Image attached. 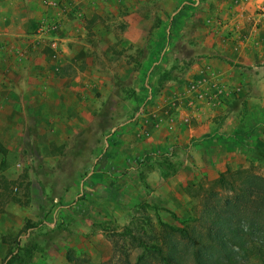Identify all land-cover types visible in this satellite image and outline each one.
Returning a JSON list of instances; mask_svg holds the SVG:
<instances>
[{
	"label": "crops",
	"instance_id": "crops-1",
	"mask_svg": "<svg viewBox=\"0 0 264 264\" xmlns=\"http://www.w3.org/2000/svg\"><path fill=\"white\" fill-rule=\"evenodd\" d=\"M149 1L0 0V158L21 151L29 160L41 155L56 162V175L67 178L65 198L74 204L80 190L91 193L84 202L98 219L115 204L129 205L143 169L152 193L166 197L195 171L224 172L244 144L264 153V0H166L161 14L180 6L177 41L161 25L134 68L111 49L147 47ZM50 23L58 24L56 32L40 37ZM125 80L129 93L121 87ZM118 102L135 113L134 121L114 119L118 149L99 153L94 145L107 137L95 133L104 124L92 115ZM172 146L176 172L167 178L154 159ZM138 158L145 160L140 168ZM85 223L99 228L95 220ZM1 225L0 264L16 237L27 241L30 234L24 219H13L12 230L8 221ZM87 239L109 257L101 234ZM68 263L65 250L49 247L33 251L31 262Z\"/></svg>",
	"mask_w": 264,
	"mask_h": 264
},
{
	"label": "rangeland",
	"instance_id": "rangeland-1",
	"mask_svg": "<svg viewBox=\"0 0 264 264\" xmlns=\"http://www.w3.org/2000/svg\"><path fill=\"white\" fill-rule=\"evenodd\" d=\"M166 2V0L148 2L147 14L144 16L146 20L145 41L149 43L147 47L142 49L113 47L110 55L113 58L123 57L127 64L138 68L144 51L150 50V42L161 25L172 30L170 39L176 42L178 32L173 25L178 23L180 6L175 4L171 7L172 10H169L170 14H161ZM190 2L193 3L194 0ZM111 25H115L117 28L121 27V24L117 22ZM154 56L155 59H160L156 52ZM174 68L176 69L177 65ZM169 74L172 76L170 71ZM121 87L127 93L132 89L127 80ZM91 93H94L96 98L101 95L100 92L94 90ZM121 105V102H118L117 106H112L115 110L95 111L92 115L94 120L104 124L101 129H98V126L94 127L95 133L107 137L106 144L97 142L94 145L101 149L99 153H102L103 149L114 150L117 147L115 137L118 136V129H114V119L123 121L132 119L134 121L135 113H129ZM124 130H128V126ZM242 146L243 155L237 162L234 161L228 166L233 171L243 169L250 174L264 178V158L255 151L257 147L250 143ZM173 151L174 146L169 149V152L157 155L154 159V162L164 166V176L167 178L176 172V161L171 160ZM94 152L96 150L93 149ZM125 154L123 152L122 155ZM38 156L39 158L33 161L29 160L26 155L21 157V151H11L0 158V226L4 221H8L10 224L8 227L12 230L13 219H24L25 229L30 230L27 241H23V238L20 240V233L18 234L19 236L14 240L16 246H11L9 254L5 256L1 264H31L33 251L47 247L55 250L63 249L66 251V257L70 256L83 264H136L137 258L143 252V248L139 247L136 238L139 237L147 245L154 244L162 224L182 226L180 220H187L185 221L186 225H195L196 229L200 230L201 226L189 219L196 220L207 202L224 201L232 194L228 188H220L213 184L219 174L210 176L203 175L201 171H195L188 180L180 184V191L162 197L161 194L152 193L150 185L145 182L146 175H144L143 169L138 177L137 188L139 189L136 192H129V205L115 204L112 209L102 210L105 213L104 218L98 219L97 216H94V208L84 202L92 201L91 193L86 194L80 190L77 192L76 198L72 200L74 204H71V201L65 198L68 186L67 178L56 175V162L45 160L44 157L41 158V155ZM144 161V158L139 159L136 163L137 167L143 166ZM59 165L63 171L67 172L66 169L69 168L67 161L61 160ZM121 171L119 173L127 172L125 168H122ZM57 196L60 197L58 203L56 202ZM58 205V209L55 210ZM54 210L56 213L58 212V218L53 216ZM169 212L180 220H176ZM51 219L53 221L50 222V225ZM86 220H95L99 228H86ZM7 232V227L2 229L3 237L8 234ZM97 232L111 248V254L107 258L103 257L94 244H91L87 239L89 235ZM145 260L149 264H160L157 259L147 256V254ZM251 261L257 263L255 259Z\"/></svg>",
	"mask_w": 264,
	"mask_h": 264
},
{
	"label": "trees",
	"instance_id": "trees-1",
	"mask_svg": "<svg viewBox=\"0 0 264 264\" xmlns=\"http://www.w3.org/2000/svg\"><path fill=\"white\" fill-rule=\"evenodd\" d=\"M255 151L264 158L261 150ZM213 184L232 194L224 201L207 202L196 220L189 219L201 226L200 230L169 212L182 226L162 224L156 243L151 245L136 238L143 248L136 264H149L146 254L160 264H264V178L227 166ZM67 261L83 264L70 256Z\"/></svg>",
	"mask_w": 264,
	"mask_h": 264
},
{
	"label": "built area",
	"instance_id": "built-area-1",
	"mask_svg": "<svg viewBox=\"0 0 264 264\" xmlns=\"http://www.w3.org/2000/svg\"><path fill=\"white\" fill-rule=\"evenodd\" d=\"M194 2H198V0H194ZM264 8V6L262 7ZM58 28L57 23H50V24H45L41 27L40 31L38 32V35L41 37H47L49 35H52L56 32Z\"/></svg>",
	"mask_w": 264,
	"mask_h": 264
}]
</instances>
